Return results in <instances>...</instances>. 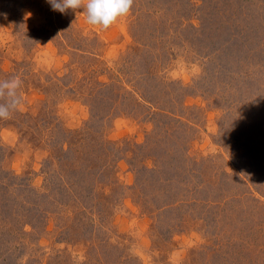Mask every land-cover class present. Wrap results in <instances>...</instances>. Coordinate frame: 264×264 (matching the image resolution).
<instances>
[{
    "label": "rangeland",
    "instance_id": "obj_1",
    "mask_svg": "<svg viewBox=\"0 0 264 264\" xmlns=\"http://www.w3.org/2000/svg\"><path fill=\"white\" fill-rule=\"evenodd\" d=\"M8 1L6 264H264V0H134L106 30Z\"/></svg>",
    "mask_w": 264,
    "mask_h": 264
},
{
    "label": "clouds",
    "instance_id": "obj_2",
    "mask_svg": "<svg viewBox=\"0 0 264 264\" xmlns=\"http://www.w3.org/2000/svg\"><path fill=\"white\" fill-rule=\"evenodd\" d=\"M48 3L62 14L67 10H84L88 24L106 30L130 13L134 0H48ZM22 84L19 75L0 80V120L10 119L15 111L21 110L23 97L18 90Z\"/></svg>",
    "mask_w": 264,
    "mask_h": 264
},
{
    "label": "trees",
    "instance_id": "obj_3",
    "mask_svg": "<svg viewBox=\"0 0 264 264\" xmlns=\"http://www.w3.org/2000/svg\"><path fill=\"white\" fill-rule=\"evenodd\" d=\"M20 1H22V0H18L17 2H19L20 3ZM152 1H156V2H161V0H152ZM13 1L12 0H9L8 2H7V7L9 6V5H11L10 3H12ZM165 118H167L166 116H164ZM175 118V117H174ZM168 120V119H167ZM165 121V120H164ZM175 121L176 122H180L181 123V120H178V118H176L175 119ZM167 123H169V121H167ZM175 142V143H174ZM167 141H166V147H167ZM173 145H176L177 144V141L175 140V141H173ZM182 146H184V144L182 145ZM165 147V146H164ZM161 161H163V160H161ZM182 165V164H181ZM144 166H141L140 167V169H142ZM175 168V167H174ZM183 168H184V166H183ZM145 171L147 170L150 174H153V172H155L154 171V169L153 168H150V169H146L145 167L143 168ZM184 171V170H183ZM189 172V171H188ZM196 175V174H195ZM194 175V176H195ZM193 176V174L190 176V172H189V179L190 178H193L192 177ZM164 178V177H163ZM173 178L175 179V178H180L179 176H173ZM200 178V180H198V183L199 184H195L196 186H195V190L196 191H198V189H201V188H203L206 184H208L209 182H207V181H205V180H202V177H199ZM169 180V179H168ZM183 180H185V178L183 179ZM161 181H163V180H161ZM198 185V186H197ZM194 190V191H195ZM195 191V192H196ZM2 252V251H1ZM11 255L9 254V253H7V254H1L0 255V264H6L9 260H11Z\"/></svg>",
    "mask_w": 264,
    "mask_h": 264
}]
</instances>
